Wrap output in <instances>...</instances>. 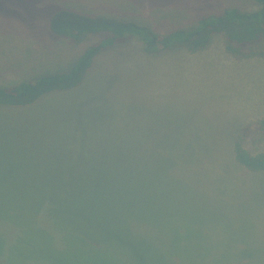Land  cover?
<instances>
[{"label":"rangeland","instance_id":"obj_1","mask_svg":"<svg viewBox=\"0 0 264 264\" xmlns=\"http://www.w3.org/2000/svg\"><path fill=\"white\" fill-rule=\"evenodd\" d=\"M66 1L0 0V84L64 69L99 38L75 45L52 34L50 16ZM78 2L77 9L140 16L157 30L188 26L229 7H260L255 0ZM85 79L79 88L51 92L30 106L0 105V222H17L23 234V247L10 250H23V260L31 257L34 264H61L55 253L70 251L63 240L69 229L99 246L102 257L109 249L121 258L118 264H140L127 246L81 222L91 215L117 230L123 222L134 234L155 237L166 251L173 239L183 263L229 264L236 252L239 264H264V172L246 177V168L233 167L234 179L219 177L212 187L197 178L212 181L204 171L214 163L218 169L233 166L228 150L235 134L264 116V57L238 59L221 37L203 51L153 56L130 39L99 55ZM191 153L205 164L202 174L179 164L171 171L160 162L167 154ZM139 166L143 182L130 176ZM182 168L189 174L185 182L165 184L166 174L181 179L176 177ZM141 202L145 214L138 212ZM7 207L29 211L37 222L29 226L22 216L6 213ZM48 208L65 221L49 231L52 256L31 247L30 231L47 221ZM155 249L160 251L157 244Z\"/></svg>","mask_w":264,"mask_h":264},{"label":"trees","instance_id":"obj_2","mask_svg":"<svg viewBox=\"0 0 264 264\" xmlns=\"http://www.w3.org/2000/svg\"><path fill=\"white\" fill-rule=\"evenodd\" d=\"M78 1L80 0L69 3L68 0L52 12L49 20L50 31L54 36L70 40L75 45H79L91 36H98L99 38L80 50L64 69L42 73L32 79L19 80L11 84H0V105L26 107L36 104L43 97L52 94L51 92H65L81 87L99 55L112 47L126 43L130 39L140 41L143 52L153 56L175 49H186L193 53L203 51L209 49L217 37H221L226 51L238 59L264 57V0H255L260 4L256 10L229 7L219 12L205 14L191 25L178 26L168 30H157L150 24L144 23L140 16L131 15L127 17L118 11L114 13L87 11L84 8L77 9V6L81 5ZM196 146L201 147L202 143L197 142ZM230 151L232 153L229 158L233 161V166L227 163L223 169H218L214 163L215 165H210V172L204 171L209 180L210 177H213L212 181L204 180L202 175L197 177L205 181L207 187L215 185L210 183L215 182L219 177L232 176L234 179L233 167L234 170L235 168L239 170L238 167L246 168V177L249 174L256 175L264 172V116L253 119L240 127L229 145L228 153ZM199 158V154L193 155L192 153L184 157H172L167 154L165 157H160V162L167 169L170 168L171 171L179 164L186 169L190 167L202 174L201 168L205 164L200 166ZM149 166L155 169L159 168L155 162H151ZM141 167L132 170L133 173L130 176L134 175L135 178L143 182L145 172ZM181 171L182 173L176 177L181 179L173 180V177L166 174L165 184L169 186L172 181L176 184L185 182L186 180L183 179H185L184 177L188 178L189 174L184 176L183 171L185 170L182 168ZM238 173L235 171V175ZM239 177L243 179L244 175L241 174ZM260 185L264 186V184ZM142 206L143 208L138 210L139 214L146 210L147 205L143 203ZM150 207L157 209V206ZM163 208L169 209L167 204H164ZM50 210L48 208L47 221L39 224L41 230L33 229L30 231L34 239V244H31L33 251L37 252L38 248L42 247L47 253H45L46 256H52L55 253L51 251L54 240L50 239L49 231L56 226L63 227L65 223L63 219L60 221L54 218ZM11 211L29 221V226L33 222H37L35 215L29 211L12 207L6 208V213L13 215ZM152 215H154V211L148 217ZM88 216L93 219H86L85 216L81 222L96 225L99 231L113 237L117 243L127 246L134 254L135 260L140 264H190L188 261L182 262L179 255L181 252L175 248L173 239H169V244L171 243L173 247L166 251L158 243L157 238L134 234L123 222L119 224V230H117L112 225H104L95 216ZM15 224L17 227H14L10 220L0 222V264H34L31 257L29 260H23V250H10L12 245H14L13 248H18L22 245L21 240L23 242V238H21L22 229L17 222ZM17 228L21 232L17 231ZM133 230L141 231L143 228L139 227ZM59 234L62 237L60 232ZM26 235H29L28 232ZM60 235H58V239ZM36 237L37 241L35 242ZM18 238L21 240L19 241ZM63 240L69 245L70 251L68 253H62V250L56 251L55 254L61 264H98L99 260H101V264H118L116 261L121 260L115 256L118 253L114 252V255L109 249L107 256L102 257L100 247L95 245L86 235L76 230L66 229ZM24 243L29 245V241ZM155 244L160 247V251L155 249ZM108 258L113 262L109 261ZM230 260L229 264H239L236 252Z\"/></svg>","mask_w":264,"mask_h":264}]
</instances>
